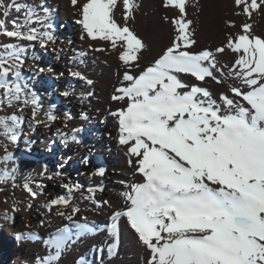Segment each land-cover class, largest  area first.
Listing matches in <instances>:
<instances>
[{
	"label": "snow or ice",
	"instance_id": "snow-or-ice-1",
	"mask_svg": "<svg viewBox=\"0 0 264 264\" xmlns=\"http://www.w3.org/2000/svg\"><path fill=\"white\" fill-rule=\"evenodd\" d=\"M234 4L237 14L264 13V0H234ZM118 5L124 10L123 24L114 19ZM190 5L196 6L192 0H162V6L177 10L171 20L175 35L158 58L139 72L133 70L140 69L148 45L129 26L139 8L137 0H86L80 6L78 23L87 37L119 48L126 86L116 88L112 99L125 101L126 106L110 114L118 121L119 144L126 147L129 165L141 182L127 184L121 210L97 199L96 194L105 191L102 185L86 189L84 198L97 213L112 209L105 224L90 220L72 203L73 193L84 191V185L64 183L67 194L51 199L48 208L63 209L56 215L67 223L46 238L34 232L15 237L18 243H42L47 255L38 256L36 264H59L73 245L105 233L103 243L90 249L96 264H104L117 254L122 220L150 250L149 264H264V37L243 24L242 32L229 36L225 46L197 52L194 21L187 14ZM13 11L21 14L19 21L8 20ZM54 27L53 10L45 0L39 5L0 0V36L15 41L0 44V111L31 105L30 126L47 122L37 119L40 97L23 65L36 43L41 48L56 43ZM226 49L238 54L227 74L235 81L228 94L214 96L206 87L185 82L190 77L223 83V75H217L223 70L216 54ZM70 75L93 84L78 71ZM47 119L57 117L49 113ZM22 124L18 114L0 115V132L12 142L22 133ZM71 141L78 143L77 135ZM12 160L5 155L3 163ZM14 172L5 168L0 180L12 178ZM96 174L103 177L106 169L100 167ZM24 187L33 198L37 196L28 183ZM76 264H92V260L81 256Z\"/></svg>",
	"mask_w": 264,
	"mask_h": 264
},
{
	"label": "bare ground",
	"instance_id": "bare-ground-1",
	"mask_svg": "<svg viewBox=\"0 0 264 264\" xmlns=\"http://www.w3.org/2000/svg\"><path fill=\"white\" fill-rule=\"evenodd\" d=\"M38 2L41 3V0ZM84 2L86 0H77V4L73 5L72 0H45L46 5L53 10L56 36V43L49 45L50 62L60 70V73L64 71L70 73L76 68L75 62H80V59L83 61V66L87 65L93 80L97 78L104 82L107 91H104L99 85H88L75 77L64 84L62 78H59V84L64 87L60 98H53L47 90L41 92L43 111L57 117V122L52 130L41 134L49 138L56 137L68 153L76 154L77 159L72 161L73 166L87 169L86 167L97 163L98 169L100 167L106 169V174L103 177L95 174L88 182L82 183L85 188L84 196L76 202L83 210V215L87 214L90 220L105 224L109 222L108 218L112 209L105 207L102 213H97L92 203L84 198L88 196L86 189L102 185L105 191L102 194L97 193V199L108 200L116 210H121L124 206L121 194L126 190L127 184L138 183L134 179L139 174H134V166L129 165V156L125 146L119 144L120 133L117 119L110 117L108 113L110 100L113 95L117 94L116 88L126 85V82L122 83L125 67L118 58L119 48L113 49L109 42L93 41L87 37L82 26L78 23V20L81 19L79 9ZM137 2L139 8L135 12V20L130 21L129 26L145 41L148 50L143 53L139 61L140 69H134V72H139L144 67L150 66L151 62L171 44L175 35L171 20L177 15L176 9L162 6V0H137ZM192 2L196 6L190 5L187 14L188 18L194 21L193 27L196 30L197 42L201 38H208L212 43L220 46L224 36L240 34L243 24H250L251 31L255 35L263 37L264 13H254L252 17L237 14L239 9L235 6L234 0H192ZM123 11L122 5H119V9L114 14V19L120 24L124 23ZM164 16L169 18L168 21L163 19ZM229 21L234 22V26H230ZM90 42H94L95 45ZM97 49H104L100 51L102 52L101 60L95 55ZM194 50L199 52L195 46ZM109 60L112 62L110 63ZM80 67L82 66L80 65ZM217 75L219 77L224 73L222 71ZM185 82L206 87L214 96L224 93L218 92V89H227L228 86L225 79L221 84H217L210 78L205 82H200L189 77ZM68 87L74 89L75 93L64 96L63 93L69 91ZM61 114H65V119H61ZM71 114H74V117L76 114L83 123L78 125ZM85 116L87 118H84ZM73 135H77L78 143L71 141ZM97 146L100 148L99 153H96V158H92L93 161H90L91 157L95 155ZM85 160L88 162L85 163ZM121 181H124L125 184L121 185ZM53 229L52 227L51 230ZM46 237L47 234L43 236V238ZM104 239L105 233L83 239L73 245L61 261L71 264L75 258L77 261V257L88 256L92 260V264H96V257L90 253V249L94 244H102ZM42 248L44 252L42 255H47L45 247L42 246ZM148 253V249L139 241L138 235L122 220L117 254L112 259H105L104 264H148ZM32 257H38V254H33L28 244L17 243L15 261L18 264H28L27 261Z\"/></svg>",
	"mask_w": 264,
	"mask_h": 264
},
{
	"label": "rangeland",
	"instance_id": "rangeland-1",
	"mask_svg": "<svg viewBox=\"0 0 264 264\" xmlns=\"http://www.w3.org/2000/svg\"><path fill=\"white\" fill-rule=\"evenodd\" d=\"M38 1L39 0H27L28 3L36 5L40 4ZM118 9L119 5L114 10V14ZM21 18L22 17L20 13H14L13 11L8 17V20L11 21L12 19H17L19 21ZM9 27H11V25H9ZM262 36L264 37V33H262ZM227 39L228 36H224L221 45L218 46L216 43H212L208 38H201L195 45V49L198 51H214L217 47L225 46ZM10 42L15 41L0 36V44H6ZM20 43L22 45H26L28 42L21 41ZM51 44L52 43H49L46 48H41L39 44L36 43L33 48H29L28 57L23 65V72L27 77H29L32 90L38 93L40 97L42 108L39 111L37 119L46 121L47 123H41L39 125L32 123L30 126V122L32 120L31 105H19L18 108L22 109L20 111H18L17 108H7L3 111H0V115L13 113L18 114L23 120L22 133L16 142L10 141L2 134V132H0V171H3L5 168L9 170L15 169L14 176L12 178L0 180V264H18L15 261V250L18 243L15 237L18 234L34 232L38 234V237L43 238L45 234L48 235L55 231L56 228L64 226L66 224V220H63L56 215L58 210L63 209H58V207L49 209V202L51 199L59 195L67 194L66 190L62 187L64 183H86L92 177H94L96 170L98 169V166H96L97 163L86 167L87 169L73 166L72 161L77 159L76 154L68 153L64 146L58 142L59 139L56 137L49 138L41 134L42 132L51 131L52 127L57 122V119L55 121H49L47 119L48 113L43 111L41 92L47 90L51 96H53V98H60L62 94V88L64 87L62 84H59V78H62V83L64 84L73 77L67 71H64L63 76H61L60 70L57 67L55 68L50 62L49 45ZM90 44L95 45L94 42H90ZM95 55H97L100 60L102 59V52L97 50ZM33 56L37 58L33 59ZM216 58L219 66L223 69V77L228 85L227 89L221 88L218 89V92L220 91L228 94L229 86L235 83V81L229 80L227 74L229 68L234 64L235 59L238 58V54L226 49L224 53L216 54ZM79 61L80 62L78 63L75 62L76 68L73 71H78L82 73L87 79L92 80L93 84L91 85H99L104 91H107V87L104 82L97 78H94L93 80L91 74L88 71L87 65L83 66V61L80 59ZM109 62L111 63L112 61L109 60ZM80 65L82 67H80ZM41 68L44 69L43 72L38 71V69ZM81 81L84 83L86 82L85 80ZM67 89H69L71 93H75V90L71 87H68ZM125 106V101H116L111 99L110 107L108 109L109 116L116 119L110 113L116 111L119 108H124ZM71 115L73 116L74 114ZM65 117V114H61V119H65ZM73 118L76 119L78 125L83 123L82 120L76 116V114L75 117L73 116ZM96 148L95 155H92L93 157H91L90 161H93L92 158H96V153H99L100 148L98 146ZM5 155L14 157V160L5 165L3 163ZM81 172L82 174H80ZM139 176L140 175L136 177L137 179H134L135 182H141V177ZM25 183H28L32 187L33 191L37 193L35 198H33L27 192L24 187ZM83 196V191L74 192L72 203L76 204L78 199L82 198ZM85 215L87 216V214ZM41 220L45 221V225L43 227L40 225ZM52 227L54 228L53 230H51ZM22 243L28 244V247L32 249L33 254L37 253L39 257L44 256L42 255L44 252L41 242L25 241ZM148 252L149 261L150 250H148ZM36 258L37 257L29 258V261H27L29 262L28 264H36ZM75 259L71 264H75ZM59 264L65 263L63 261H59Z\"/></svg>",
	"mask_w": 264,
	"mask_h": 264
}]
</instances>
